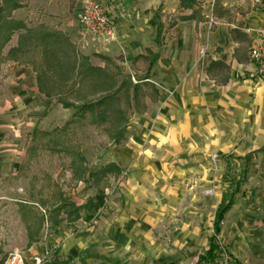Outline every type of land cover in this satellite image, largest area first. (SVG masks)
Masks as SVG:
<instances>
[{
	"label": "crops",
	"instance_id": "1",
	"mask_svg": "<svg viewBox=\"0 0 264 264\" xmlns=\"http://www.w3.org/2000/svg\"><path fill=\"white\" fill-rule=\"evenodd\" d=\"M106 1L115 18L116 39L108 46L102 45L103 50L108 55L123 52L126 61L134 62L148 61V56L151 57L148 51L157 56L146 76L140 78H148L140 82L152 84L156 94L150 91L151 96L144 99L146 109L139 113L134 124L136 142L140 144L148 139L156 146V156L172 160L189 155L234 156L242 160L244 163L237 170L241 178L231 188L233 203L228 219L232 228L240 229L246 224V252L256 257L254 264H264V260H258L260 255L264 256V66L249 60L250 45L257 32L264 29V0H256L248 13L229 22L217 15L218 8L226 7L220 0ZM29 2L30 9L38 5L51 19L68 13L67 7L58 9L53 0ZM170 14H176V18H169L167 23L165 16ZM166 23L172 34L164 41L165 51L160 54L152 47L156 44L157 31ZM162 43L156 46L160 48ZM13 64L23 68L11 71L5 100H1L3 90L0 92V213L5 209L8 213L14 207L15 180L27 156L25 132H30L32 122L43 113L48 99L40 93L34 68ZM134 150L118 147L105 164H115L121 172L134 170L139 149L134 147ZM69 177L61 171L56 184L62 187ZM129 181L130 186L136 182ZM78 182L75 193H82L81 199L60 193L59 202L64 198L74 203L79 219L68 223L61 214L47 236L43 235L45 214L33 208L35 203L20 196L18 211L25 246L23 251H14L23 253L32 262L42 259L43 264L55 260L68 264H104V259L90 256V251L97 249L100 242L118 245L124 254L138 253L146 241L148 222L152 220L139 216V206L142 208L145 203L144 209L150 208L155 218L165 221L164 216L160 218L161 204L174 202L177 197L170 188L149 202L120 189L122 192L108 204L106 188L99 191L95 187L90 191L85 183ZM133 189L137 191L135 186ZM131 210H136L137 220L133 219ZM171 211L168 209L164 215L167 217ZM0 230L1 236L2 227ZM1 243L0 239V246ZM234 257V264H239L241 260Z\"/></svg>",
	"mask_w": 264,
	"mask_h": 264
},
{
	"label": "rangeland",
	"instance_id": "2",
	"mask_svg": "<svg viewBox=\"0 0 264 264\" xmlns=\"http://www.w3.org/2000/svg\"><path fill=\"white\" fill-rule=\"evenodd\" d=\"M14 1L19 8L7 12L11 7L10 3L8 0H0V8L4 9L1 17L8 22L25 24L29 28L38 27L42 23L46 24L50 31L61 34L62 45L60 49H56V55L59 56L63 52L61 50H68L67 52L78 55L82 64L101 68L105 73L88 75L83 79L72 78L74 84L71 81L63 83L65 78L62 73L65 70L59 68L54 59L46 60L42 54L43 48L36 51L27 50L25 53L15 52L16 55L13 57L17 60L12 61L8 54L10 50L14 51L18 47L19 32L12 33L8 42L3 44L7 32L4 29L0 30V92L3 90L1 100L6 99L5 90L11 85L12 78L9 77L11 71L23 68L13 62L29 65L39 71L49 68L51 83L48 86L50 89L55 86V89L61 90L60 96L45 100L46 107L43 113L35 117L30 132H25L27 156L15 180L13 199L16 201L12 203L14 207L10 212L6 213L7 209H5L4 213H0V227L3 229L0 236L2 242L0 257L3 258L12 250H24L23 223L18 211L20 196L35 203L32 205L33 208L40 214H45L43 235L47 236L51 230L49 213L54 202H59L60 193L70 195L74 200H80L82 193L76 194L75 190L78 180L82 179L81 176L78 177V174L81 175V170H87L85 178H88V175L91 177L94 171L106 165L105 162H108L118 147L128 146L133 150L134 147L139 149L135 169L99 179L95 182L96 188L90 187V191H94V188L99 191L106 188L104 194L108 198V204L122 190L126 193L130 191L132 196H140L149 201L153 197H161L166 189L171 188V193H175L177 197L174 198V202L161 204L160 209L163 214L160 218L164 216L165 221L155 218L150 208L144 209L145 203L142 208L141 205L139 206V216L152 219L145 230L147 236L141 251L139 250L138 253L128 251L124 254L118 245L100 242L97 249L90 251V256L104 259V264H195L198 261V255L204 253L209 246V241L214 234V217L219 207L222 209L233 202L231 188L236 180L241 178L237 170L244 162L238 161L234 156L189 155L173 158L174 160L166 156H156L154 151L156 146L151 145L148 139L144 143L136 142L138 135L134 124L140 115L135 113L134 103L131 104L132 109H126L128 103L123 94H121L120 105L127 110L128 115L131 113L127 116L126 124H118V113L111 114L106 124L94 125L90 122V115L83 117L72 109H64L58 103L59 99L80 105L109 94L111 82L109 76L114 77L117 85L125 75H129L134 84L137 83L140 78L146 76L145 72L148 70L151 57L148 56V61L139 59L134 62L126 61V55L123 52L118 55H108L109 53L103 50L102 45L77 24L76 14L82 0H53L58 9L67 7L66 10H68V13L66 12L58 19L46 16L38 5L30 9V0ZM39 1L42 0H34L35 4ZM97 1L107 2L106 0ZM221 3H225L226 7L218 8L217 15L229 22L248 13L256 4V0H220ZM165 17H168L167 23H170L169 20H174L176 14ZM167 23L161 29L164 45L162 43L163 46L159 48L154 44L152 47L154 52L158 51L162 54L165 51V42L172 34ZM151 29L154 30L152 27ZM90 44L93 47L90 48ZM70 45L71 48L68 47ZM104 58H108V61ZM146 93L147 97L151 96L149 91ZM148 106H150L149 102ZM80 157L84 160L83 165L80 164ZM199 166L201 169L198 168ZM76 168H78V174L74 172ZM61 171L70 176L62 187L56 184ZM131 179L136 181L132 186L127 183ZM84 181L81 180L87 186ZM134 186L137 191H134ZM86 188L89 189L88 186ZM138 192H143V195H138ZM168 209H171L172 213L166 217L164 214ZM228 209L221 223V231H223L218 236L219 245L231 256L230 264H234V256L241 260L239 264H254L256 257L246 252L247 242L244 235L246 224L240 229L232 228L228 219L230 212ZM135 211L131 210L132 217L137 220ZM64 221L62 219L61 223L64 224ZM261 256L257 259L264 260V256ZM180 258L184 260L178 262ZM27 264H33L32 260L28 258Z\"/></svg>",
	"mask_w": 264,
	"mask_h": 264
},
{
	"label": "trees",
	"instance_id": "3",
	"mask_svg": "<svg viewBox=\"0 0 264 264\" xmlns=\"http://www.w3.org/2000/svg\"><path fill=\"white\" fill-rule=\"evenodd\" d=\"M189 1L193 2L194 0ZM8 2L10 3L11 7L7 12H11L19 8V5L14 0H8ZM3 11L4 9L0 8V30L4 29V31L7 32V36L3 44H6L8 42L9 36L12 35V33L19 32L18 47L14 51L10 50L8 54L10 56L9 58L12 61L17 60L16 57H13V55H16V53L19 51L25 53L27 52V50L36 51L39 48H43L44 51L42 52V54L44 55L46 60H48L49 58L54 59L57 62V66L65 70V72L62 73L64 75L63 78L66 79L63 80V83H66V81H71V83L74 84L72 78L75 79L79 77L83 79L88 75H99L105 73V71L101 68L94 67L89 64H82V62H80V57L71 52H67L68 50H61L63 52H61L59 56L56 55V49H60L62 45L60 33L50 31L49 27L43 24H40L38 27L29 28L25 24L14 23L10 21L8 22L7 20H5V18L1 17ZM155 43L158 46L162 43L160 29L157 31ZM68 47L71 48V45ZM148 54L151 56V59L148 62V70H150L154 61H156L157 56L152 54L150 51H148ZM83 59L86 60L85 58ZM104 59L108 61V58ZM34 70L37 73L36 80L40 93L48 99H51L53 96H60L59 94L61 90L55 89V86L50 89V87L48 86V84L51 83V77L50 74H48L49 68L42 71H39V69L36 68H34ZM109 79L111 81L109 86L110 93L102 96L95 101H90L79 105L66 102L63 99H59L58 103H60L64 109H72L76 113H80L81 115H83V117H85V115H90V122L94 125L106 124L110 119L111 114L113 115L116 113H118V124H126L128 118L127 116L131 115V113H129L128 115L126 109H132L134 107L135 113H142L146 109V106L144 104V99L146 96H148L146 91L149 90V92L151 91L152 93L156 94V90L154 86H152V84H150L149 82H140L148 78L139 79L137 83L134 84L131 77L129 75H125L123 76V79L119 85L116 84L114 77L109 76ZM121 94H123L127 100L128 104L126 109H123L120 105ZM132 103H134V106L131 108ZM80 159V164L83 165L84 160L81 157ZM77 170L78 168L74 170L75 174H78ZM86 172V169L81 170V175L78 174V177L81 176V180H85L84 182H86L87 186L90 188L95 187V182L99 181V179L105 178L108 175L119 174L121 170L115 164L110 163L102 166L99 170L94 171L90 178H85ZM90 184H92V186ZM232 203L233 202L226 205V207L222 209L221 207H219L214 217V234L210 239L208 250L198 257V261L196 262V264H213L214 262L219 260L221 254L224 252V250L219 245L218 236L221 232V223L223 222L224 214L227 209L231 207ZM61 214L66 216L68 223L75 222L77 219H79L76 205L68 199L63 198L61 199V202L54 204L53 208L50 210L48 218L50 221V225L56 226L58 217ZM228 258L230 261L231 256L228 255ZM48 264H68V262L55 260L52 263Z\"/></svg>",
	"mask_w": 264,
	"mask_h": 264
},
{
	"label": "built area",
	"instance_id": "4",
	"mask_svg": "<svg viewBox=\"0 0 264 264\" xmlns=\"http://www.w3.org/2000/svg\"><path fill=\"white\" fill-rule=\"evenodd\" d=\"M79 27L91 35L99 44L108 46L116 39L115 18L107 3L97 0H82L76 14ZM249 60L257 66H264V29H260L249 48ZM34 264H43L35 259ZM0 264H27L26 256L13 251L0 257ZM217 264H230L228 254L223 252Z\"/></svg>",
	"mask_w": 264,
	"mask_h": 264
}]
</instances>
